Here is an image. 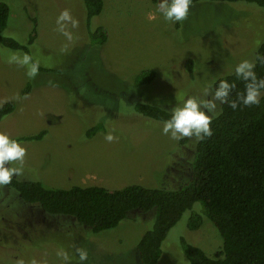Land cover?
<instances>
[{"label": "rangeland", "instance_id": "1", "mask_svg": "<svg viewBox=\"0 0 264 264\" xmlns=\"http://www.w3.org/2000/svg\"><path fill=\"white\" fill-rule=\"evenodd\" d=\"M5 1L11 14L3 34L27 44L30 52L0 44V107L6 101L17 105L0 120V132L19 138L47 131L40 139L19 140L26 157L23 165L12 166L23 167L20 178L48 188L182 189L193 175L197 140L165 135L164 122L134 111V102L172 110L190 96L204 97L241 60L255 61L264 41V8L244 1L192 3L187 18L177 23L164 20L159 0H105L103 12L90 22L84 0ZM65 9L79 22L66 28L71 39L57 24ZM31 17L38 19V35L28 44ZM99 25L109 32L104 44L90 34ZM191 58L193 77L185 67ZM150 69L157 70L156 79L137 83V74ZM29 84L30 92L23 94ZM93 126L99 130L88 137ZM109 132L116 137L112 142L105 139ZM1 187L0 239L7 245L0 249L8 252L0 251V264H63L56 255L60 249L78 264L77 247L88 250L86 264H138L137 244L154 213L132 211L117 227L94 233L73 217L48 214ZM194 213H204L202 202L169 230L158 264H190L183 238L210 256L222 249L223 238L208 217L189 229Z\"/></svg>", "mask_w": 264, "mask_h": 264}, {"label": "trees", "instance_id": "2", "mask_svg": "<svg viewBox=\"0 0 264 264\" xmlns=\"http://www.w3.org/2000/svg\"><path fill=\"white\" fill-rule=\"evenodd\" d=\"M202 1H244L264 8V0H192ZM88 22L104 10L105 0H84ZM11 14L8 2L0 0V44L10 49L29 51V46L13 37L5 36ZM33 28L28 44L36 41L38 19L31 17ZM92 38L100 44L108 39L104 25L90 31ZM255 72L264 78V41L259 50ZM190 77L195 74L194 59L186 61ZM157 70H145L137 74V83L152 82ZM235 83L230 99H236L243 92L244 82L235 76V71L217 78ZM31 85L23 91L29 93ZM134 111L165 122L172 110L150 102L135 101ZM15 101H6L0 107V120L16 108ZM212 120L213 134L196 142V159L190 183L182 189L150 188L141 184L128 185L121 189L104 186H73L69 189L48 188L40 180L13 178L10 187L25 203L36 204L46 213L73 217L78 224L87 226L94 233L117 227L132 211L154 213L151 227L137 244L138 264H158L162 256V245L169 230L182 218L185 211L196 202H202L204 213H194L189 229H198L204 217H208L223 238V246L215 256L208 255L202 248L182 239L185 254L190 264H264V96L259 104L240 105L232 109L220 104ZM99 127H91L87 136L94 135ZM46 130L38 134L13 138L40 139ZM195 156V155H194ZM1 187V186H0ZM2 188V187H1ZM3 189V188H2ZM23 241L29 242L27 239ZM0 245L3 243L0 239ZM15 246V245H13ZM5 254L6 249H0Z\"/></svg>", "mask_w": 264, "mask_h": 264}, {"label": "clouds", "instance_id": "3", "mask_svg": "<svg viewBox=\"0 0 264 264\" xmlns=\"http://www.w3.org/2000/svg\"><path fill=\"white\" fill-rule=\"evenodd\" d=\"M192 0H159L157 11L165 21L177 23L184 21L190 11ZM154 17L150 14L149 19ZM78 21L73 18L70 11L65 9L57 19L59 30L69 39L72 34L66 31L71 24L72 28L78 27ZM28 62L25 57L24 63ZM256 63L244 59L235 67V76L244 82V90L237 94L236 99H230L235 83L228 80H220L214 87L205 89L204 97L190 96L182 104L172 109L170 119L164 122L162 131L176 140L185 137H194L202 140L211 137L213 130L212 120L219 113L218 104H228L232 109H237L240 105L251 106L259 104L264 96V78H259L255 72ZM36 68L33 67L29 75H34ZM116 137L109 132L105 139L112 142ZM26 148L16 139H13L5 132H0V186H8L13 182V178L19 179L24 175L23 167L12 166L13 162L23 165L26 157ZM78 264H86L89 259L88 250L84 247H77ZM56 255L63 261V264H71L72 257L63 249L57 251ZM33 264H36L33 261Z\"/></svg>", "mask_w": 264, "mask_h": 264}]
</instances>
